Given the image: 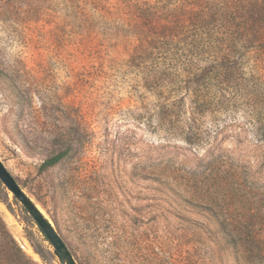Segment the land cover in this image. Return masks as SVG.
I'll return each instance as SVG.
<instances>
[{"label":"rangeland","instance_id":"374dc122","mask_svg":"<svg viewBox=\"0 0 264 264\" xmlns=\"http://www.w3.org/2000/svg\"><path fill=\"white\" fill-rule=\"evenodd\" d=\"M137 6L231 38L138 50ZM0 160L76 264H264V0H0ZM0 264H59L1 182Z\"/></svg>","mask_w":264,"mask_h":264},{"label":"trees","instance_id":"16d2710c","mask_svg":"<svg viewBox=\"0 0 264 264\" xmlns=\"http://www.w3.org/2000/svg\"><path fill=\"white\" fill-rule=\"evenodd\" d=\"M129 6H130L129 3L125 5V7L127 8ZM225 9L226 8H222L221 12L213 14L214 19L206 24H203L204 19L206 17L203 11L198 12V13L194 12L193 14H190V16L187 17L188 23L186 26H183L185 20L182 22L178 20L177 18L176 19L177 23H181L183 26V29L180 32L176 30V32H173L170 35V31L167 29V25H153V21L151 20V15L148 12H146V10L144 11L143 8L137 6L136 10L138 14L140 15L139 18L148 21V24L152 23V27L150 28V30H148L150 31L149 34L145 33L143 36H139L137 33H135V35H137L135 38H136V41L138 42V46L136 48L138 50H141L143 49L144 45H149V43H151L152 48H154L157 45L163 46L164 43L169 42L170 40L173 39V38L168 39L170 36H173L174 38L182 37L183 39L191 37L192 45L199 44L203 40V38L204 40L208 42H215V43L226 42L229 39V37L231 38L229 31L231 29L230 28L231 22H232L231 18L233 14L230 13L229 10L225 14L224 13ZM210 11H213V10H210ZM128 13H130V11H128ZM143 13H144V16L142 15ZM168 22H171V21H168ZM217 22H219V26L216 25ZM219 31L221 33V36H218ZM132 34L133 33L131 32V35ZM144 42L145 44H143ZM209 48H212V47H209ZM72 150H73L72 141L66 139L64 141V147L60 151H58L56 154L47 158L43 163V167L50 168V167H53L59 164L71 153ZM220 185L221 184H218V186ZM215 186L216 185L209 186L208 188H210V190H207L206 194L202 198L205 201L204 205H206V207L209 208L210 210L213 209L214 199L211 196H213L212 190H215ZM216 225L218 227L219 234L227 242V244L230 245L231 247L236 248L240 239L238 238V235L236 234V232H234L232 223L227 219H221V220L218 219L216 221Z\"/></svg>","mask_w":264,"mask_h":264},{"label":"water","instance_id":"95a60500","mask_svg":"<svg viewBox=\"0 0 264 264\" xmlns=\"http://www.w3.org/2000/svg\"><path fill=\"white\" fill-rule=\"evenodd\" d=\"M0 182L2 185L14 196V198L21 203L29 216L34 220L41 232L44 234L47 241L52 247V253L59 262V264H76L73 256L68 250L66 244L52 226L50 221L46 219L36 204L32 201L23 189L18 185L14 177L4 166L0 160Z\"/></svg>","mask_w":264,"mask_h":264},{"label":"bare ground","instance_id":"6f19581e","mask_svg":"<svg viewBox=\"0 0 264 264\" xmlns=\"http://www.w3.org/2000/svg\"><path fill=\"white\" fill-rule=\"evenodd\" d=\"M36 207L39 209V211L42 213V215L47 219L48 217L46 216V214L44 213V211L39 207V205L38 206L36 205Z\"/></svg>","mask_w":264,"mask_h":264}]
</instances>
